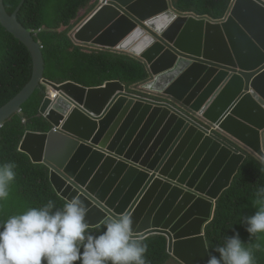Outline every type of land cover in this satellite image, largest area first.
I'll use <instances>...</instances> for the list:
<instances>
[{
	"label": "water",
	"instance_id": "95a60500",
	"mask_svg": "<svg viewBox=\"0 0 264 264\" xmlns=\"http://www.w3.org/2000/svg\"><path fill=\"white\" fill-rule=\"evenodd\" d=\"M27 1L10 15L0 0L3 27L34 61L0 129L41 85L59 91L40 109L50 130L28 132L20 152L48 169L62 198L83 201L88 228L127 213L139 238L164 235L182 264H207L216 201L247 155L264 159V0H233L215 21L173 0L104 1L72 37L142 62L148 78L130 89L47 83L42 47L19 21Z\"/></svg>",
	"mask_w": 264,
	"mask_h": 264
},
{
	"label": "trees",
	"instance_id": "16d2710c",
	"mask_svg": "<svg viewBox=\"0 0 264 264\" xmlns=\"http://www.w3.org/2000/svg\"><path fill=\"white\" fill-rule=\"evenodd\" d=\"M101 0H28L19 15L20 23L40 43L46 60L44 80L54 85L74 84L86 89H97L108 83H120L127 89L144 83L146 67L139 60L111 50H99L77 44L72 34L83 21L81 14H92ZM23 0H5L10 15L17 12ZM233 0H173L174 8L213 20L223 19ZM34 61L29 49L5 29L0 21V109L13 100L33 79ZM46 85H41L22 113L14 116L0 129V161H14L16 181L10 197L0 208V219L37 207L48 200L62 207L65 199L50 182L49 171L34 164L20 152V145L28 132L46 133L49 124L40 116L45 100ZM260 159L247 155L229 188L218 200L211 221L205 227L210 254L225 234L233 235L232 227L246 243L249 233L241 224L243 215H252V200L259 186L264 185V174L259 170ZM103 223L89 228L93 234L102 230ZM148 244V264H182L168 252V239L155 234L143 239ZM264 244V240H262ZM256 264H264V252H257ZM79 264V262H77Z\"/></svg>",
	"mask_w": 264,
	"mask_h": 264
},
{
	"label": "clouds",
	"instance_id": "9594fccd",
	"mask_svg": "<svg viewBox=\"0 0 264 264\" xmlns=\"http://www.w3.org/2000/svg\"><path fill=\"white\" fill-rule=\"evenodd\" d=\"M46 96L55 101L60 92L47 87ZM16 168L14 161H0V208L10 197ZM259 170L264 174V159ZM252 207L254 214L241 217L249 241H243L232 227L233 235L225 234L213 249L219 255L210 254L207 264H256L255 254L264 252V185L257 188ZM87 214L83 201L73 197L59 208L48 200L0 219V264H148V244L134 234L129 214L108 216L98 234L89 231Z\"/></svg>",
	"mask_w": 264,
	"mask_h": 264
},
{
	"label": "bare ground",
	"instance_id": "6f19581e",
	"mask_svg": "<svg viewBox=\"0 0 264 264\" xmlns=\"http://www.w3.org/2000/svg\"><path fill=\"white\" fill-rule=\"evenodd\" d=\"M108 90H109L110 93H113L114 91L118 90V86H115V87L111 86V87L108 88ZM83 94H84L83 92H80V93H78L76 95L83 96Z\"/></svg>",
	"mask_w": 264,
	"mask_h": 264
},
{
	"label": "crops",
	"instance_id": "0c3cea01",
	"mask_svg": "<svg viewBox=\"0 0 264 264\" xmlns=\"http://www.w3.org/2000/svg\"><path fill=\"white\" fill-rule=\"evenodd\" d=\"M88 12H89V11H85V15L82 17L84 22H85L86 20H88L89 17L93 14V13H92V14H88ZM84 22H82V23H84ZM82 23H81V24H82ZM81 24H80V25H81Z\"/></svg>",
	"mask_w": 264,
	"mask_h": 264
},
{
	"label": "rangeland",
	"instance_id": "374dc122",
	"mask_svg": "<svg viewBox=\"0 0 264 264\" xmlns=\"http://www.w3.org/2000/svg\"><path fill=\"white\" fill-rule=\"evenodd\" d=\"M85 15V11L81 14V17H83Z\"/></svg>",
	"mask_w": 264,
	"mask_h": 264
}]
</instances>
